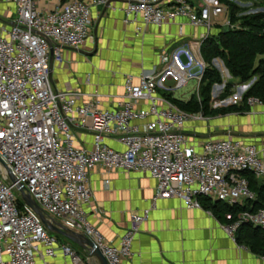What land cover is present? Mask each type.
<instances>
[{
  "label": "built area",
  "instance_id": "1",
  "mask_svg": "<svg viewBox=\"0 0 264 264\" xmlns=\"http://www.w3.org/2000/svg\"><path fill=\"white\" fill-rule=\"evenodd\" d=\"M38 1L0 0L13 13L8 20L0 18V264H35L39 257L58 256L66 264H91L89 257L61 243L50 226L85 237L107 264H127L134 239L157 201L177 199L186 209H199L201 199L230 207L255 200L244 174L264 182V142L207 139L199 150L188 147L186 124L204 116H191L171 101V92L191 80L199 87L209 68L202 43L225 28L237 31L222 0H90L120 3L123 23L135 27L136 38L147 26L180 24L200 31L190 45L159 53L158 63L136 76L124 75L122 100L114 107H102L97 96L79 101V93L57 90L51 78L64 49L80 51L91 39L89 2L73 0L42 11ZM212 66L224 76L220 85L225 89L231 76L219 59ZM246 105L263 102L248 97ZM86 135L90 147L79 146L78 136ZM111 139L120 149L107 144ZM97 166L107 173L148 174L155 181L150 206L130 215L117 245L87 219L85 208L93 200L90 175ZM23 195L36 204L46 224ZM225 219L230 235L242 225L264 232L263 208L228 213Z\"/></svg>",
  "mask_w": 264,
  "mask_h": 264
},
{
  "label": "crops",
  "instance_id": "2",
  "mask_svg": "<svg viewBox=\"0 0 264 264\" xmlns=\"http://www.w3.org/2000/svg\"><path fill=\"white\" fill-rule=\"evenodd\" d=\"M73 0H39L38 10L52 11ZM90 37L92 49H64L63 61L54 64L51 78L59 91L79 93V101L94 99L102 107H114L123 96V76L138 75L142 68L158 63V55L178 46H188L200 34L186 25L168 24L160 28L147 26L144 35L136 38L133 25H124L122 5L92 4ZM12 7L0 4V18H12ZM182 23V22H181ZM187 146L199 150L207 139L240 138L260 145L264 142V104L247 107L213 118L208 124L189 121L184 129ZM79 146L90 147V135L78 136ZM107 144L120 149L114 140ZM109 180L105 185L104 181ZM93 200L85 208L89 223L111 244L117 245L129 225V217L148 208L155 195V181L139 172L113 171L103 166L91 172ZM211 203L199 209H186L177 199L157 201L149 219L140 227L132 245L127 264H264L261 241L252 246L246 229L230 235L229 222ZM61 243L69 244L91 264L98 261L68 238L59 235ZM64 257H39L35 264H66Z\"/></svg>",
  "mask_w": 264,
  "mask_h": 264
},
{
  "label": "trees",
  "instance_id": "3",
  "mask_svg": "<svg viewBox=\"0 0 264 264\" xmlns=\"http://www.w3.org/2000/svg\"><path fill=\"white\" fill-rule=\"evenodd\" d=\"M228 5V3H226ZM234 9V6L231 5ZM235 11L232 12L231 18L234 21ZM244 29L240 31L221 32L206 39L201 45V55L209 68L205 70L200 81L199 89L201 91V103L205 104L209 99L213 85L222 84L219 71L213 66L215 59H220L232 79L240 82L248 81L256 78L254 84L249 88L244 96V100L248 97L259 98L264 104V15H253L244 18ZM259 60L257 61V58ZM257 63L255 64V62ZM232 82H228L225 89L231 88ZM195 93L192 94L190 101H171L180 109L185 111L187 108L197 109L198 103L193 100ZM196 105L191 107V103ZM201 104V105H202ZM194 109V110H195ZM244 176L249 181L250 189L255 193V200L248 201L241 207H230L220 202H211L208 199H201L203 203H211L217 208L219 213L223 212L224 216L228 213L235 215L242 210L255 211L264 209V182L257 180L252 174L245 173ZM246 229V238L252 241V246H256L257 241H261L262 251L264 252V232L250 225L240 226L236 232Z\"/></svg>",
  "mask_w": 264,
  "mask_h": 264
},
{
  "label": "rangeland",
  "instance_id": "4",
  "mask_svg": "<svg viewBox=\"0 0 264 264\" xmlns=\"http://www.w3.org/2000/svg\"><path fill=\"white\" fill-rule=\"evenodd\" d=\"M227 6L228 15L231 16L233 13L235 25L237 31L244 29V18L253 15H264V2L259 3L255 0L252 5L242 4L239 5L237 3H229V0H222ZM228 3V5L226 4ZM231 5L234 6V9L231 8ZM260 7V8H259ZM263 7V9H261ZM237 14V15H236ZM233 21V20H232ZM95 44V40L92 38L89 40L87 49L90 50L93 48ZM260 57L257 58V61ZM220 60V59H219ZM221 61V60H220ZM255 62V64L257 63ZM213 65V62H212ZM218 71V70H217ZM224 79V76L223 78ZM256 78H252L245 82H240L239 80L232 79V87L228 89H224L221 85H213L211 92L209 94V99L205 104H202L200 96L201 91L199 87H197V81L191 80L186 88L177 89L171 92V97L177 101H190L192 94L195 93L193 100L197 101L198 106L195 108H187L185 112L191 116L196 115L197 113H202L204 116V122L208 124L211 119H220L227 114H231L235 111L241 110L243 108L247 109L246 99L244 100V96L249 90V88L254 84ZM241 94V95H240ZM202 104V105H201ZM196 105V102L191 103V107ZM249 108V107H248ZM195 109V110H194Z\"/></svg>",
  "mask_w": 264,
  "mask_h": 264
},
{
  "label": "water",
  "instance_id": "5",
  "mask_svg": "<svg viewBox=\"0 0 264 264\" xmlns=\"http://www.w3.org/2000/svg\"><path fill=\"white\" fill-rule=\"evenodd\" d=\"M224 32H228V28H225ZM20 191L22 193V189H20ZM23 200H24L26 205L33 208L39 214L43 223L46 224V221H45L42 213L40 212L39 208L36 206V204L27 195H23ZM49 229L52 232H54L60 236H64V237L68 238L70 241H72L73 243L78 245L80 248L84 249L91 257L95 258L99 264H107L106 260L101 255L100 251L96 248V246L91 241L86 239L85 237H83L81 235H76L73 233L68 234L67 231L60 230V229H57V228L52 227V226H50Z\"/></svg>",
  "mask_w": 264,
  "mask_h": 264
}]
</instances>
